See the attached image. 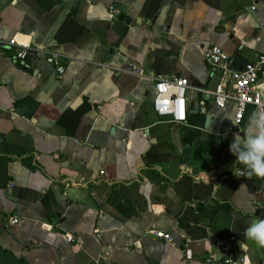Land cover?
Wrapping results in <instances>:
<instances>
[{
  "label": "crops",
  "instance_id": "crops-1",
  "mask_svg": "<svg viewBox=\"0 0 264 264\" xmlns=\"http://www.w3.org/2000/svg\"><path fill=\"white\" fill-rule=\"evenodd\" d=\"M10 38L61 54L64 73L0 54V264H222L227 235L234 257L264 260L245 235L264 219V180L239 176L229 150L256 110L237 126L233 101L199 91L230 89L264 54V0H0ZM211 45L225 69L205 62ZM172 76L190 86L182 124L152 108ZM257 85L264 98V74Z\"/></svg>",
  "mask_w": 264,
  "mask_h": 264
},
{
  "label": "built area",
  "instance_id": "built-area-1",
  "mask_svg": "<svg viewBox=\"0 0 264 264\" xmlns=\"http://www.w3.org/2000/svg\"><path fill=\"white\" fill-rule=\"evenodd\" d=\"M114 12V8H110ZM5 50H13V58L24 60L29 54L42 55L45 61L55 68L57 74L64 73L62 65V55L45 51L37 46H30L16 41L14 38L7 40L0 39V54ZM205 62L211 67L225 69L228 62L227 53L218 45H211L203 52ZM264 74V54L246 63L242 69L229 73L230 89L224 85H218L215 89H200L204 100H212L214 104L223 108L228 101L235 104L234 123L239 126L248 106H253L257 110L258 106L264 105L262 91L258 88L257 81L260 75ZM189 82L186 77L172 76L159 77L155 80L154 96L152 108L159 116H167L169 122L182 124L186 118V93L189 89ZM204 100L200 103L203 104ZM2 216L0 212V217ZM19 222L17 216L10 218L9 223L14 225ZM149 233L155 238L173 243L170 233L162 229L151 228ZM66 240L74 242L75 238L70 234L66 235ZM237 238L235 235H227L214 239V246L217 249L222 264H249L245 257H234L231 252L233 244ZM257 264H264V260Z\"/></svg>",
  "mask_w": 264,
  "mask_h": 264
},
{
  "label": "clouds",
  "instance_id": "clouds-1",
  "mask_svg": "<svg viewBox=\"0 0 264 264\" xmlns=\"http://www.w3.org/2000/svg\"><path fill=\"white\" fill-rule=\"evenodd\" d=\"M229 150L244 165L239 176L264 180V105L258 106L248 119L243 135H234ZM246 238L264 248V219L254 220L245 230Z\"/></svg>",
  "mask_w": 264,
  "mask_h": 264
},
{
  "label": "water",
  "instance_id": "water-1",
  "mask_svg": "<svg viewBox=\"0 0 264 264\" xmlns=\"http://www.w3.org/2000/svg\"><path fill=\"white\" fill-rule=\"evenodd\" d=\"M249 14H251L252 17H254V14L251 12V9H248L247 11ZM185 160H183V163H184Z\"/></svg>",
  "mask_w": 264,
  "mask_h": 264
}]
</instances>
